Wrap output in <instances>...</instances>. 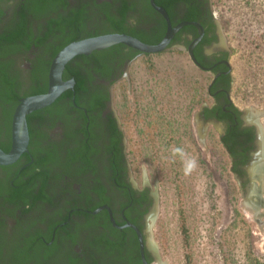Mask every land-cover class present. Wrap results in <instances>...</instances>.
I'll list each match as a JSON object with an SVG mask.
<instances>
[{
    "label": "flooded vegetation",
    "instance_id": "1",
    "mask_svg": "<svg viewBox=\"0 0 264 264\" xmlns=\"http://www.w3.org/2000/svg\"><path fill=\"white\" fill-rule=\"evenodd\" d=\"M168 34L165 51H184L195 69L214 76L209 87L212 104H205L204 89L199 96L202 104L194 112L201 124L202 148L208 127L221 129L219 143L229 171L244 190L255 187L261 193L260 127L231 102L229 62L218 44L219 25L209 0H0V47L26 51L21 66H13L14 57L0 52V147L5 152L12 148L21 101L49 92L53 61L66 46L108 35L158 45ZM141 55L140 50L117 43L74 57L62 74L64 83L72 86L50 105L27 115L28 150L15 163L0 165V172L11 170L8 183L0 179V191L5 193L0 199L23 201L31 212L41 202L38 196L53 197L47 190L54 184L50 167L55 164L71 204L50 236L39 235L34 247L32 241L19 253L23 260L16 255L12 264L154 263L155 248L148 239L156 195L132 179L127 124L119 121L113 108L115 86L128 79L131 65ZM30 170L32 176L27 175ZM40 176L47 182L39 186L35 181ZM20 218L11 223L14 233L20 230Z\"/></svg>",
    "mask_w": 264,
    "mask_h": 264
},
{
    "label": "rangeland",
    "instance_id": "2",
    "mask_svg": "<svg viewBox=\"0 0 264 264\" xmlns=\"http://www.w3.org/2000/svg\"><path fill=\"white\" fill-rule=\"evenodd\" d=\"M209 2L219 25L218 44L229 62L231 102L255 119L264 147V0ZM0 52L14 57L13 66L25 60L26 51L19 47L1 46ZM213 77L195 69L184 51L171 50L141 55L128 79L114 88L113 108L127 124L132 179L157 197L148 239L155 248L153 264H264V189L244 190L234 178L219 143L221 129L208 127L202 148L194 112L204 89L205 104H212ZM175 148L184 155L174 154ZM189 159L196 167L185 174ZM50 170L54 184L47 192L53 197L44 194L31 212L23 201L0 199V264H12L32 241L34 247L41 236L49 237L70 207L65 180L55 164ZM10 175L11 170L1 171L0 179L8 183ZM40 177L35 181L39 186L47 182ZM0 196L5 193L0 191ZM18 216L21 227L14 233L11 223Z\"/></svg>",
    "mask_w": 264,
    "mask_h": 264
},
{
    "label": "water",
    "instance_id": "3",
    "mask_svg": "<svg viewBox=\"0 0 264 264\" xmlns=\"http://www.w3.org/2000/svg\"><path fill=\"white\" fill-rule=\"evenodd\" d=\"M169 40L170 34H168L160 44L148 45L128 36L108 35L76 41L66 46L53 61L50 74L49 92L44 95H37L26 98L22 100L18 105L14 119L12 148L9 152H5L0 147V165L4 166L15 163L21 157V155L28 150L30 137L27 125V115L32 113L33 111L42 109L50 105L57 99L62 91L72 86V84H66L62 80V74L65 66L71 59L78 55L90 54L93 51L101 50L117 43H125L140 50L144 54L161 53L164 52L167 48ZM156 212L157 200L153 208V219L156 215Z\"/></svg>",
    "mask_w": 264,
    "mask_h": 264
},
{
    "label": "clouds",
    "instance_id": "4",
    "mask_svg": "<svg viewBox=\"0 0 264 264\" xmlns=\"http://www.w3.org/2000/svg\"><path fill=\"white\" fill-rule=\"evenodd\" d=\"M174 154L184 155V151L181 148H175ZM196 167V161L194 159H189L185 164V174H189Z\"/></svg>",
    "mask_w": 264,
    "mask_h": 264
},
{
    "label": "trees",
    "instance_id": "5",
    "mask_svg": "<svg viewBox=\"0 0 264 264\" xmlns=\"http://www.w3.org/2000/svg\"><path fill=\"white\" fill-rule=\"evenodd\" d=\"M21 26H22V28H24L23 26H24V23L23 24H21ZM7 41H10L9 39H6ZM45 178V177H44ZM44 196L43 195H41L40 197L38 196L37 197V199H42ZM48 199V198H47ZM20 257H23V253L21 254V256ZM19 259H21V258H19Z\"/></svg>",
    "mask_w": 264,
    "mask_h": 264
},
{
    "label": "bare ground",
    "instance_id": "6",
    "mask_svg": "<svg viewBox=\"0 0 264 264\" xmlns=\"http://www.w3.org/2000/svg\"><path fill=\"white\" fill-rule=\"evenodd\" d=\"M260 175H261V174H260ZM261 176H262V175H261ZM261 176H260V177H261ZM262 180H263V179H262ZM263 181H264V180H263Z\"/></svg>",
    "mask_w": 264,
    "mask_h": 264
}]
</instances>
